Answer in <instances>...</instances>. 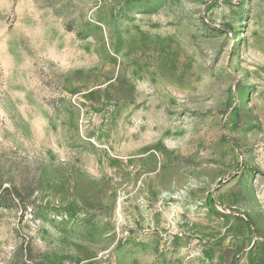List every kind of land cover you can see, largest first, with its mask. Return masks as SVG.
<instances>
[{
	"label": "rangeland",
	"instance_id": "374dc122",
	"mask_svg": "<svg viewBox=\"0 0 264 264\" xmlns=\"http://www.w3.org/2000/svg\"><path fill=\"white\" fill-rule=\"evenodd\" d=\"M0 264H264V0H0Z\"/></svg>",
	"mask_w": 264,
	"mask_h": 264
}]
</instances>
